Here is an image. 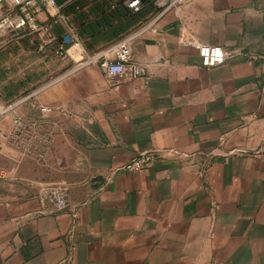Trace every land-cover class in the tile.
Instances as JSON below:
<instances>
[{"label": "crops", "instance_id": "1", "mask_svg": "<svg viewBox=\"0 0 264 264\" xmlns=\"http://www.w3.org/2000/svg\"><path fill=\"white\" fill-rule=\"evenodd\" d=\"M78 1L81 10L62 11L65 19L35 14L40 25L54 23L33 33L32 48L25 29L1 45L19 79L27 56L42 62L33 92L0 119L10 178L25 175L27 137H45L49 173L63 161L78 208L52 211L36 192L1 179L0 264H264V0L154 5L115 40L82 39L96 55L130 36L132 57L146 69L131 80L96 61L79 67L48 41L68 27L78 33L77 17H101L90 9L103 0ZM190 37L229 57L204 66ZM42 106L52 107L45 118ZM14 117L38 126L19 130ZM142 152L155 159L124 168Z\"/></svg>", "mask_w": 264, "mask_h": 264}, {"label": "built area", "instance_id": "2", "mask_svg": "<svg viewBox=\"0 0 264 264\" xmlns=\"http://www.w3.org/2000/svg\"><path fill=\"white\" fill-rule=\"evenodd\" d=\"M179 0H154V5L158 8L167 9L176 5ZM128 7L138 10L140 0H127ZM62 7V6H61ZM61 7L57 6L54 0H0V46L7 40L8 34L15 32L17 34L28 26L30 33H35L43 30L50 31L53 27L54 21L46 25H40L36 19L35 14L46 10L52 18L65 19ZM48 41L56 44L58 52L71 58L77 62V66L81 67L84 64L96 61L100 67L107 73L118 75L123 80H131L146 75V69L143 65L137 63L132 57L131 37L125 36L111 45L105 52L90 55L88 54L82 39L78 33L72 28L68 27L66 34L61 38L51 34ZM188 44L194 47L201 59L202 64L206 67H216L225 63L229 57L228 52L221 45L203 43L195 37L188 39ZM262 89H264V69L261 74ZM18 104V103H17ZM15 103L1 105L0 101V117L17 105ZM42 117H47L52 111L50 106H42L40 108ZM15 118L16 127L19 130L33 131L37 128V123H33L31 127L22 123L19 118ZM1 142V139H0ZM30 149L37 159L45 157L44 150L48 144V139L45 137L37 138L30 137ZM34 149V151L32 150ZM155 159V155L151 152H142L135 156L127 165L125 169L135 171L148 166ZM6 171L0 170V176H4ZM39 198L42 203L52 211H66L71 210L76 212V205H73L72 200V186L69 181L62 180L45 187L39 192Z\"/></svg>", "mask_w": 264, "mask_h": 264}, {"label": "rangeland", "instance_id": "3", "mask_svg": "<svg viewBox=\"0 0 264 264\" xmlns=\"http://www.w3.org/2000/svg\"><path fill=\"white\" fill-rule=\"evenodd\" d=\"M3 1H6V0H3ZM25 32L26 33L30 32V29L28 28V26H26ZM14 34L15 32L9 33L8 34L9 39L16 38V35ZM32 38H33V33L27 34L25 36V41L30 47L32 46L31 45L32 44L31 41H33ZM4 52H6V50ZM4 52L1 51V46H0V101H1V105H4V104L6 105L10 103H16V104L21 103L23 100L21 102H19V100L24 98V95L33 92L35 88L32 84L33 79L35 78V76L38 75L40 71V67L42 66V62L38 60V57L37 55H35V53L34 55L31 54L27 56V58L25 59V63H23V66L27 65V68H25V71L21 72L19 76L21 78L19 79L18 77L13 76L17 73L16 68L18 65L11 63L10 66H8L5 62V58L3 57L4 55H2ZM20 64L21 63H19V65ZM21 68H22V64H21ZM17 78L19 80H17ZM7 80L9 81L8 86L4 84V83H7ZM11 87L13 88L18 87L19 90L22 91V93H20V95H15V96L9 95L8 89ZM29 140H30V136L27 137V141H25V143L22 146V149L25 151V153L24 152L23 153L27 156V158H29V161L25 162V167L23 168V172L25 175L19 176V177L16 176L13 178H10L9 172L6 168V163H5L6 158L4 154L1 152L2 143L0 142V170L1 169L2 170L4 169L5 171L7 170L4 176H0V180L10 179L12 183H15V184L18 183L24 186V187H14L13 189L22 190L27 193L36 192L37 194H39V192H41L45 187H48L49 185L53 183H56L62 180L69 181L68 174L70 173L67 174L62 169L63 161L58 162V167H57L58 169L56 173L50 174L49 167L47 166V161L44 158L37 159L34 156V154L32 153L30 149ZM32 150L34 151L33 148ZM14 164H15L14 168H16V164L18 163L14 161Z\"/></svg>", "mask_w": 264, "mask_h": 264}, {"label": "trees", "instance_id": "4", "mask_svg": "<svg viewBox=\"0 0 264 264\" xmlns=\"http://www.w3.org/2000/svg\"><path fill=\"white\" fill-rule=\"evenodd\" d=\"M126 1L118 0V5L112 10L106 0L94 2L93 9L90 11L99 13L101 17L89 24L82 22L79 17L76 18V28L80 39H84L85 43L89 39L93 42L115 40L136 26L149 11L154 9V0H140L138 10L128 7ZM77 6L81 10L80 2L71 0L61 7V11L75 12ZM79 16H81V11H79ZM113 17L119 20L116 25H113ZM103 26H107L108 29L105 33L100 34L99 29Z\"/></svg>", "mask_w": 264, "mask_h": 264}, {"label": "water", "instance_id": "5", "mask_svg": "<svg viewBox=\"0 0 264 264\" xmlns=\"http://www.w3.org/2000/svg\"><path fill=\"white\" fill-rule=\"evenodd\" d=\"M69 1L71 0H54L55 4L59 7L64 6Z\"/></svg>", "mask_w": 264, "mask_h": 264}, {"label": "bare ground", "instance_id": "6", "mask_svg": "<svg viewBox=\"0 0 264 264\" xmlns=\"http://www.w3.org/2000/svg\"><path fill=\"white\" fill-rule=\"evenodd\" d=\"M23 100V98L21 100H19V102H21ZM16 104V103H15Z\"/></svg>", "mask_w": 264, "mask_h": 264}]
</instances>
